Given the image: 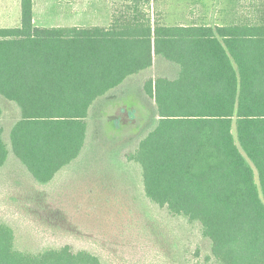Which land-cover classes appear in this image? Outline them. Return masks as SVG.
<instances>
[{"label": "trees", "instance_id": "obj_1", "mask_svg": "<svg viewBox=\"0 0 264 264\" xmlns=\"http://www.w3.org/2000/svg\"><path fill=\"white\" fill-rule=\"evenodd\" d=\"M229 1L220 22L167 25L157 0H122L107 26L37 27L20 0L19 25L0 28V97L19 111L7 144L0 108V167L11 152L50 187L83 154L95 103L163 60L175 74L143 81L155 124L125 162L149 202L199 225L216 264H264V0ZM0 264L103 263L68 246L18 250L0 222Z\"/></svg>", "mask_w": 264, "mask_h": 264}, {"label": "rangeland", "instance_id": "obj_2", "mask_svg": "<svg viewBox=\"0 0 264 264\" xmlns=\"http://www.w3.org/2000/svg\"><path fill=\"white\" fill-rule=\"evenodd\" d=\"M121 1L34 0L33 18L46 26H107L113 5ZM15 3L0 0V27L19 23ZM229 6H234L229 0H157L154 8L163 23L175 25L220 22L230 18ZM194 7L197 15L189 16ZM174 74L172 65L157 60L148 72L99 99L88 118L91 133L83 154L50 187L33 184L10 152L0 167V222L12 227L18 250L68 246L91 252L103 264H216L199 225L149 202L137 166L124 159L155 124L143 81ZM0 108L8 144L19 111L2 97Z\"/></svg>", "mask_w": 264, "mask_h": 264}, {"label": "crops", "instance_id": "obj_3", "mask_svg": "<svg viewBox=\"0 0 264 264\" xmlns=\"http://www.w3.org/2000/svg\"><path fill=\"white\" fill-rule=\"evenodd\" d=\"M15 1V0H14ZM19 1L20 0H16V3H15V5H14V7H15V10H16V13L19 15L18 16V21H20V8H19ZM33 2H34V0H33ZM32 12H33V14H34V7H33V10H32ZM109 20H110V15H109ZM33 24H34V26H37V27H70V26H74V25H65V26H58V25H55V26H46V25H43V24H40V25H37L36 24V22H35V19L33 18ZM19 25V23L16 25V26H18ZM11 27H15V26H11ZM10 26L9 27H0V28H11ZM81 27H90V26H81Z\"/></svg>", "mask_w": 264, "mask_h": 264}]
</instances>
